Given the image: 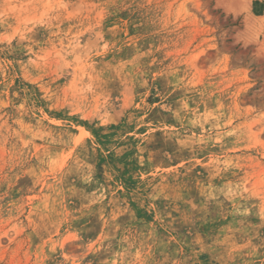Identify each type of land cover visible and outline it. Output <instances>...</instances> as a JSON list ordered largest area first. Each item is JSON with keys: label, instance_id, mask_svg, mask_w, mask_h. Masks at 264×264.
<instances>
[{"label": "rangeland", "instance_id": "1", "mask_svg": "<svg viewBox=\"0 0 264 264\" xmlns=\"http://www.w3.org/2000/svg\"><path fill=\"white\" fill-rule=\"evenodd\" d=\"M0 264H264V0H0Z\"/></svg>", "mask_w": 264, "mask_h": 264}]
</instances>
